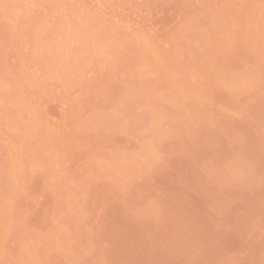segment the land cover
Returning a JSON list of instances; mask_svg holds the SVG:
<instances>
[{"label": "rangeland", "instance_id": "rangeland-1", "mask_svg": "<svg viewBox=\"0 0 264 264\" xmlns=\"http://www.w3.org/2000/svg\"><path fill=\"white\" fill-rule=\"evenodd\" d=\"M0 264H264V0H0Z\"/></svg>", "mask_w": 264, "mask_h": 264}]
</instances>
